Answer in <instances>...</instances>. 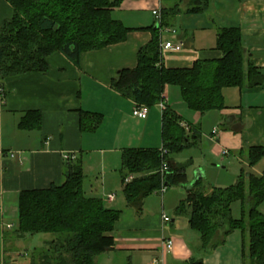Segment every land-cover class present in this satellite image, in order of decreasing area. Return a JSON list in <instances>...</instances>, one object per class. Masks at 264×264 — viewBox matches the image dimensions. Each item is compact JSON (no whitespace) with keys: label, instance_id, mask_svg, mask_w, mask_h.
Segmentation results:
<instances>
[{"label":"crops","instance_id":"crops-1","mask_svg":"<svg viewBox=\"0 0 264 264\" xmlns=\"http://www.w3.org/2000/svg\"><path fill=\"white\" fill-rule=\"evenodd\" d=\"M189 2L123 0L112 15L132 28L124 41L82 52L78 64L61 52H54L46 57L45 72L0 76V235L10 231L5 224L15 227L21 191L62 183L66 157L81 163L86 195L100 197L105 206L112 207L117 188L122 191L124 186L120 171L122 150L161 146V109L154 105L148 108L145 118H137L132 115L134 101L112 87L118 71L135 67L138 49L151 39L149 27L155 25L154 8H175L165 15L167 27L175 32H163L162 40L183 42L180 50L162 53L165 67H190L197 59L221 58L222 52L215 47L216 30L236 26L245 53L263 74L260 85L222 89L226 107L210 112L212 125L208 133L198 126V112H190L189 119L180 115L183 126L197 131L195 138L189 137L193 142L190 146L207 149L209 162H215L219 152L222 163L227 155L235 153L239 162L247 164L240 152L264 145V0H208L207 10L197 14L186 13ZM11 15L9 2L0 0V28ZM170 90L165 86L162 98L171 107ZM31 111L40 114L39 126L21 127L22 118ZM86 113L100 116L92 129L82 126L81 116ZM84 117L87 122L95 119ZM11 152L14 156H10ZM170 163L181 165L171 157ZM250 168L261 174L264 165ZM187 170V182L177 190L180 195L204 177V167L195 170L192 180ZM110 193L115 198L107 202L104 198ZM151 195L143 199L139 211L120 207L112 232V250L117 251L115 264H151L153 258L160 260L158 264H184L190 259L201 260L202 264H248L242 255L244 236L239 229L228 233L223 241L220 235L216 245L202 249L198 234L186 219L181 218V223L175 225L166 223L175 222L176 218L162 222ZM166 202L164 197L163 207L168 209L177 203L175 199L174 203ZM162 238L172 240L170 252L163 249Z\"/></svg>","mask_w":264,"mask_h":264},{"label":"trees","instance_id":"trees-1","mask_svg":"<svg viewBox=\"0 0 264 264\" xmlns=\"http://www.w3.org/2000/svg\"><path fill=\"white\" fill-rule=\"evenodd\" d=\"M12 15L0 28V76H17L29 72H45L46 57L61 52L75 64L80 54L124 41L132 28L113 17V9L123 0H7ZM208 0H190L186 13H203ZM168 9V10H166ZM160 10L161 23L152 29L151 39L141 46L136 65L118 71L112 87L135 104L148 108L163 98L166 84H177L188 108L204 114L226 107L222 89L254 87L263 81V74L245 53L240 29L236 26L216 30L215 47L222 52L218 59H197L190 67H165L161 52L160 28L168 26L165 15L173 7ZM155 21V20H154ZM85 115L94 117L87 122ZM81 116L83 128L97 126L100 116ZM21 127L40 124L38 112H27ZM181 116L170 106L161 109V140L158 148H125L121 152V179L126 205L141 210L143 199L161 186L156 170L167 161L164 184L184 186L186 165L172 166L173 153L189 147L197 131L182 124ZM165 149L166 153H162ZM252 167L264 158V145L251 146L240 152ZM66 170L60 185L23 190L19 194V216L10 233L3 235V249L12 242L37 234L44 236L40 244L19 257L3 260V264H95L98 254L114 247L113 230L121 210L105 206L100 197L84 191L81 163L65 158ZM133 174H140L133 176ZM132 175V179H125ZM197 179L186 189L185 198L175 206L176 215H187L189 227L200 240V248L217 244L228 233L239 229L244 236L242 255L248 264H264V214L258 206L264 201V168L261 174L244 172L235 183L206 189ZM239 201L241 216L232 217L231 205ZM220 241V242H222ZM184 264H202L190 259Z\"/></svg>","mask_w":264,"mask_h":264},{"label":"rangeland","instance_id":"rangeland-1","mask_svg":"<svg viewBox=\"0 0 264 264\" xmlns=\"http://www.w3.org/2000/svg\"><path fill=\"white\" fill-rule=\"evenodd\" d=\"M165 86H168L171 89L170 90L172 97L171 108H173L179 115H181L185 119H189L188 115L190 112L192 114L199 113V112L196 113L197 111L194 112L193 110L188 108L187 104L182 98L180 87L177 84H166ZM211 111L213 110H210L204 114L199 113L200 116L197 115L200 117L199 122H201V124L198 126L199 127L201 126V131H204L203 133H208L209 130L211 129L212 122L209 117ZM206 150L205 149L201 150L199 146H189L178 151L177 153H173L171 155V158L175 159L180 164H187L186 169H188L187 170L188 176H191L190 180H192L195 170H197L200 167H204L205 173H204V177L201 179L200 185H202L203 188L205 189L209 186H216V187L229 186L235 183L237 177L242 173V171H244L245 173L253 172L252 168H250L248 164H243L238 161L237 155L235 153L233 154L231 153L229 156L227 155L224 158L225 159L224 163H222L220 162L221 158H219L220 156L219 152H216L218 158L215 159V162H209V157ZM223 165L225 167H223ZM263 165H264V159L257 162L254 165V167L255 169L258 168L260 169V167H262ZM181 188H182L181 186H169L166 188L163 195L160 194L151 195L153 196L151 200H156L159 213H162L163 211L169 217V220H171L172 218H176L175 222H171V221L167 222L166 224L168 225L180 224L181 218L182 220L184 219L187 220L186 214L177 216L174 213L175 206L174 207L171 206L172 209L163 207L164 197H165V202L167 199V202L169 201L173 203H174V199L178 203L180 200L185 198V194L180 195L177 192V190L178 189L180 190ZM116 193H117V198L112 208L121 209L120 207L127 206L123 191L117 188ZM241 209H242V205L240 204L239 201L233 202L231 205L232 217L239 218L241 216ZM258 209L260 212L264 213V201L258 206ZM7 233L9 232H5L4 234L0 235V264H3V260L10 257H15V258L19 257L18 259L22 260L23 254L30 252L34 246L39 245L41 238L44 236L43 234H37L29 238H21L19 240H16L10 244L9 251L6 252L3 249L2 236L7 235ZM116 255H117L116 250H111L110 253L103 252L101 254H98L96 256L97 264H115L117 262V260H115ZM127 256H129V254H127Z\"/></svg>","mask_w":264,"mask_h":264},{"label":"built area","instance_id":"built-area-1","mask_svg":"<svg viewBox=\"0 0 264 264\" xmlns=\"http://www.w3.org/2000/svg\"><path fill=\"white\" fill-rule=\"evenodd\" d=\"M152 15L154 16V20L155 23L159 26V24L161 23V12L159 8H154L152 10ZM165 31H169L174 33L175 29L174 28H169L167 26L165 27H161L160 28V35H161V44H160V48H161V52L163 53L166 50H180L183 47V42L182 41H177V42H172V41H164L162 40V34ZM157 106H159L161 109H163L165 107L164 101L163 99L157 104ZM148 113V107L142 104H135L133 109H132V115L137 117V118H145L147 116ZM216 129H213V132H215ZM162 153H166L165 149H161ZM223 154H227V150H223L222 151ZM10 156H14V153L11 152ZM168 170V163L167 161H162L160 167L156 170L157 172H159V174L161 175V186L158 190H156L154 193L155 194H160L163 195L165 190H166V186L164 184V180H163V175L164 173ZM132 179V176H128L125 179V182H128ZM115 198L114 194L110 193L105 195L104 200L107 202H111L113 201ZM161 220L162 222H167L169 220V217L162 212L161 213ZM12 224H5V228L6 229H11L12 228ZM162 246L163 249L166 252H170L173 246V242L171 239H167V238H162ZM160 262V260H158L157 258H153L151 259V264H158Z\"/></svg>","mask_w":264,"mask_h":264},{"label":"water","instance_id":"water-1","mask_svg":"<svg viewBox=\"0 0 264 264\" xmlns=\"http://www.w3.org/2000/svg\"><path fill=\"white\" fill-rule=\"evenodd\" d=\"M155 27L157 28V25H155Z\"/></svg>","mask_w":264,"mask_h":264}]
</instances>
